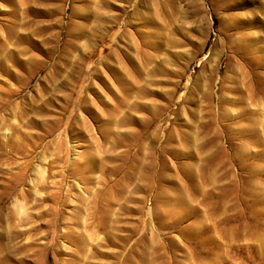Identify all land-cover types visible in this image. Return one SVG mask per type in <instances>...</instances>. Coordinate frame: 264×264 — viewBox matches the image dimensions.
<instances>
[{
  "label": "rangeland",
  "instance_id": "rangeland-1",
  "mask_svg": "<svg viewBox=\"0 0 264 264\" xmlns=\"http://www.w3.org/2000/svg\"><path fill=\"white\" fill-rule=\"evenodd\" d=\"M0 264H264V0H0Z\"/></svg>",
  "mask_w": 264,
  "mask_h": 264
},
{
  "label": "bare ground",
  "instance_id": "bare-ground-1",
  "mask_svg": "<svg viewBox=\"0 0 264 264\" xmlns=\"http://www.w3.org/2000/svg\"><path fill=\"white\" fill-rule=\"evenodd\" d=\"M181 209V208H180ZM175 212V211H174ZM179 212H180V210H179ZM215 226V225H214Z\"/></svg>",
  "mask_w": 264,
  "mask_h": 264
}]
</instances>
